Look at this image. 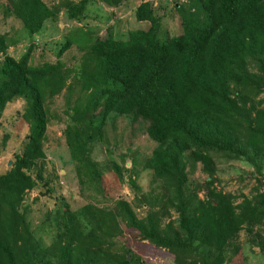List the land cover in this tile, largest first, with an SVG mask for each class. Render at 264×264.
Here are the masks:
<instances>
[{
	"label": "trees",
	"instance_id": "obj_1",
	"mask_svg": "<svg viewBox=\"0 0 264 264\" xmlns=\"http://www.w3.org/2000/svg\"><path fill=\"white\" fill-rule=\"evenodd\" d=\"M2 11L20 22L26 37L64 10L68 19L85 16L86 0H3ZM115 7L124 0H101ZM133 8L142 28L104 37L78 28L56 51L54 62L31 64L34 43L18 59L4 53L15 40L0 34V114L7 103L22 100L17 116L27 124L20 152L0 172V264H146L121 241L115 216L89 202L51 216L53 237L41 246L28 224L24 193L47 187L42 151L49 120L46 100L64 98L62 129L69 157L81 186L100 194L101 173L88 160L89 144L104 142L110 116L145 122L155 146L138 162L108 165L117 180L136 191L139 167L151 175L153 187L120 201L127 226L140 240L164 250L171 264H232L237 242L258 248L264 259V189L260 179L250 197L236 198L215 185L216 160H238L261 175L264 160V0H185L172 7L181 32L158 39L159 18L151 0ZM78 43L80 62L72 81L60 55ZM75 90V92H74ZM75 93L74 96L72 94ZM69 103L71 105H69ZM7 134L4 133L3 142ZM110 154V153H109ZM124 160L123 157L120 159ZM205 174L190 180L196 165ZM202 192V197L198 196ZM132 209L141 210L133 218ZM48 215L46 217L47 222ZM249 251V250H248Z\"/></svg>",
	"mask_w": 264,
	"mask_h": 264
},
{
	"label": "rangeland",
	"instance_id": "obj_2",
	"mask_svg": "<svg viewBox=\"0 0 264 264\" xmlns=\"http://www.w3.org/2000/svg\"><path fill=\"white\" fill-rule=\"evenodd\" d=\"M46 5H53L60 0H42ZM77 1V0H73ZM177 1L184 3L185 0H151L152 8L159 18L158 39L166 36L177 35L181 32L180 19L172 7ZM138 0H124L115 7L106 5L101 0H86L85 16L80 20L68 19L65 11H59L54 20L43 22L40 31L31 37H26L21 31L20 22L11 14L4 13L2 7L5 4L0 0V34L5 33L7 39L15 40L5 49L4 53L13 59H18L26 50L29 43H34L30 54L31 64L42 62H54L59 43L62 42L71 31L78 28L91 32V36L104 37L106 29L111 34L118 36L126 33L130 28H142L148 25L146 21L133 19V8ZM69 37V36H68ZM90 36L77 37L76 43L71 44L61 55L60 59L65 64L67 81H72L80 62L79 44L86 42ZM1 58V56H0ZM75 92V90H74ZM76 93V92H75ZM72 94V96L75 95ZM69 105H71L69 103ZM22 106V100L17 99L7 103L0 114V172L11 165L12 155L18 153L22 147V139L27 131V124L17 115ZM64 98L57 95L46 100L45 107L49 116L46 124L45 138L42 151L45 161V172L53 174L47 187L38 185L24 193V204L28 206L26 218L33 235L38 239L41 246L49 244L53 237L51 228V216L56 209H61L62 198L70 209H75L84 203L105 208L115 216L118 228L122 230L121 241L139 254L146 264H171L170 257L164 250L157 249L146 241L140 240L138 235L127 226V218L119 208L120 201H130L134 192H143L153 187L151 175L147 170L139 167L136 184L138 189L134 191L126 181L127 172L123 173L122 181L117 180L109 168L108 159L112 158L123 167L129 166V158L135 157L138 162L148 155L155 143L149 139L144 131L145 122L137 121L130 123L123 117L110 116L103 130L105 141H93L89 144L88 160L101 173L102 191L95 194L94 191L81 186L75 174L74 163L71 161L65 146L62 129L66 117L62 113L65 108ZM6 133L7 137L2 142L1 138ZM110 153V154H109ZM121 157L124 158L121 161ZM8 161H10L9 164ZM261 175L255 174L250 166L238 160H216L215 185L223 191L230 192L238 202L240 195L250 197L253 187L257 185L256 178L260 179L259 191L264 189V160ZM205 178V174L197 164L190 173L191 182H198ZM202 197L203 193H198ZM141 210L132 209L133 218L140 217ZM48 215L47 222L46 217ZM237 242L242 244V251L246 254V264H264V259L258 254V248L252 246L246 249V235L240 231ZM232 264H243L239 251L231 260Z\"/></svg>",
	"mask_w": 264,
	"mask_h": 264
},
{
	"label": "water",
	"instance_id": "obj_3",
	"mask_svg": "<svg viewBox=\"0 0 264 264\" xmlns=\"http://www.w3.org/2000/svg\"><path fill=\"white\" fill-rule=\"evenodd\" d=\"M10 163V161H8V163L7 164H9Z\"/></svg>",
	"mask_w": 264,
	"mask_h": 264
}]
</instances>
